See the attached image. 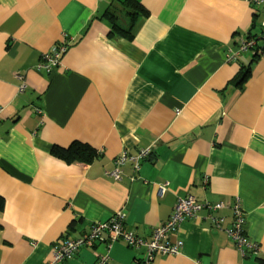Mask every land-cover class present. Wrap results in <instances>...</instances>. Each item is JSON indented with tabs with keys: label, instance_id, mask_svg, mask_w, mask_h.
Returning a JSON list of instances; mask_svg holds the SVG:
<instances>
[{
	"label": "crops",
	"instance_id": "obj_1",
	"mask_svg": "<svg viewBox=\"0 0 264 264\" xmlns=\"http://www.w3.org/2000/svg\"><path fill=\"white\" fill-rule=\"evenodd\" d=\"M263 18L245 0H0V264H46L59 240L120 211L150 239L188 194L240 198L260 252L229 237L231 208L214 212L219 228L205 207L171 233L180 252H156L152 264H264ZM128 20L131 39L113 30ZM253 37L259 47L241 49ZM62 39L61 65L40 68ZM75 141L99 155L52 154ZM146 148L139 170L128 161L121 179L110 175L123 152ZM95 250L109 264L146 253L101 241L61 264H95Z\"/></svg>",
	"mask_w": 264,
	"mask_h": 264
},
{
	"label": "built area",
	"instance_id": "obj_2",
	"mask_svg": "<svg viewBox=\"0 0 264 264\" xmlns=\"http://www.w3.org/2000/svg\"><path fill=\"white\" fill-rule=\"evenodd\" d=\"M245 1L251 5L261 6L264 9V0ZM261 27L260 39L262 46L260 50H264V18L262 19ZM69 45L70 42L68 39H62L50 50L44 52L39 67L50 71L52 68L61 65L62 56L67 52ZM255 46L259 47L256 37L244 39L240 45L241 49H248ZM150 153L151 148L142 149L136 155L123 152L116 160L117 166L110 172V175L117 180L121 179L122 167L128 161L133 162L135 168L139 170L141 161L149 157ZM164 189V186H162L161 192ZM205 207L209 210L208 217L219 228H222L224 217L215 216L214 212L223 208H231L233 211V220L231 225L226 228L229 237L243 254H246L247 251H252L255 254L260 252V245L252 240L247 233L246 215L240 198H236L233 202L224 200L199 202L193 194H188L178 198L169 219L154 228L150 239L144 238L134 230L128 228L125 212L120 211L106 221L96 222L89 232L79 237H65L59 240L54 246L52 259L46 264H61L72 258L82 247L96 249L97 244L101 241H105L108 248H110L111 244L118 240H123L132 247H145L146 253L139 259L137 264H152L156 252L171 255H176L180 252L184 242L181 239L172 241L170 239L171 233L177 231L186 218L196 216ZM95 252L97 251L95 250ZM96 254L98 258L95 264H109L110 256L108 254L101 255L98 252Z\"/></svg>",
	"mask_w": 264,
	"mask_h": 264
},
{
	"label": "trees",
	"instance_id": "obj_3",
	"mask_svg": "<svg viewBox=\"0 0 264 264\" xmlns=\"http://www.w3.org/2000/svg\"><path fill=\"white\" fill-rule=\"evenodd\" d=\"M114 20L118 17L115 12L110 11ZM130 14V11H128ZM133 24L131 20L118 23L114 22V32H118L120 35H123L125 38H133L134 31ZM250 73V66L244 67V69L236 76L238 82L244 81ZM52 154L66 162H91L95 157L99 155L96 148L90 144L75 141L69 148L53 147ZM4 207V199L0 196V210Z\"/></svg>",
	"mask_w": 264,
	"mask_h": 264
}]
</instances>
